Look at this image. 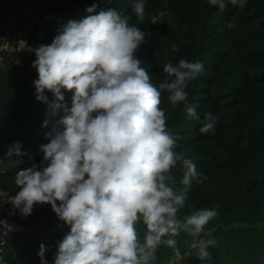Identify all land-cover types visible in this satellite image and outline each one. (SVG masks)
Segmentation results:
<instances>
[{
    "label": "clouds",
    "instance_id": "1",
    "mask_svg": "<svg viewBox=\"0 0 264 264\" xmlns=\"http://www.w3.org/2000/svg\"><path fill=\"white\" fill-rule=\"evenodd\" d=\"M228 2L239 8L247 4ZM208 3L220 12L227 6L225 0ZM97 7L61 24L50 44L29 49L36 57V98L47 105V116L59 119L46 134L49 142L40 146L42 162L16 173L19 191L7 197L9 215L18 211L27 217L34 206L51 205L70 227L58 242L54 264H154L161 245L182 260L176 240L181 232L197 237L192 245L197 257L210 261L208 249L217 241L206 238L205 227L219 213L202 208L179 218L193 181L203 184L207 177L176 151L182 137L169 129L161 107L166 91L172 107L184 104L187 115L200 120L186 89L204 65L186 59L165 63V79L153 83L136 56L146 33L116 8L97 12ZM132 11L143 21L145 0H135ZM226 27L234 28L235 21ZM46 92L53 94L52 101ZM64 92L72 93L71 107ZM200 122L199 132L208 134L218 116L205 112ZM49 123L45 119L43 126ZM25 154L19 142L7 151L8 157ZM174 171H182L179 181ZM138 225L144 226L143 235ZM0 229L7 234L12 226L0 219ZM46 250L41 244L42 264H48Z\"/></svg>",
    "mask_w": 264,
    "mask_h": 264
},
{
    "label": "trees",
    "instance_id": "2",
    "mask_svg": "<svg viewBox=\"0 0 264 264\" xmlns=\"http://www.w3.org/2000/svg\"><path fill=\"white\" fill-rule=\"evenodd\" d=\"M21 1L0 0L1 19L4 21ZM99 1L58 0L53 10L88 8L99 5ZM134 2L112 0L105 10L116 8L146 33L136 56L153 83L158 85L165 79V63L186 59L204 65V71L186 89L188 104L196 109L200 120L189 117L184 104L172 107L166 91L161 107L169 129L182 137L176 151L192 159L197 171L207 177L203 184L193 181L179 218L197 209H216L219 215L205 227V234L217 243L208 249L210 261L197 257L198 249L192 247L197 237L181 232L176 237L177 247L182 257L189 255L187 264H264V0H247L244 8L225 0L224 12L208 0H145L143 21H138L132 11ZM232 21L235 27L227 28ZM36 31L31 48L38 43L50 44L57 28L36 27ZM173 44L177 45L175 52L171 50ZM17 55L23 66L0 73V108L10 122L0 131L14 130L34 153L19 169L0 172V192L12 196L19 191L16 173L42 162L40 146L49 142L46 134L59 119L47 116V105L36 98L34 53L27 50ZM45 94L49 101L54 99L51 92ZM64 95V102L71 107L72 93ZM205 112L218 116V122L213 132L201 134ZM45 119L50 120L47 127L43 126ZM174 174L179 181L183 173ZM31 217L16 220L22 227H32L31 232L2 236L0 229V264H42L38 256L41 244L47 249L44 260L54 264L58 242L70 227L59 219L38 223L37 217ZM137 227L143 235L144 226ZM171 263L178 264L173 249L161 245L154 264Z\"/></svg>",
    "mask_w": 264,
    "mask_h": 264
},
{
    "label": "rangeland",
    "instance_id": "3",
    "mask_svg": "<svg viewBox=\"0 0 264 264\" xmlns=\"http://www.w3.org/2000/svg\"><path fill=\"white\" fill-rule=\"evenodd\" d=\"M22 0L17 4V6L14 8V10L10 13H7L5 20L2 21V23L8 25V26H15L17 25L21 29L24 30V32L28 35L29 41L32 42L33 38L37 31L36 28H34L33 25L30 23H27V17L23 13V7H22ZM58 0H30L31 7L39 12L48 13L49 11H55L54 6L55 3ZM86 8V7H83ZM83 8H74L72 11H75L76 9H83ZM1 17V16H0ZM52 42V40H51ZM33 44L31 43V46ZM40 45H43L42 43H38L36 45V48ZM23 66L22 59L17 55V53H0V73H4L6 71H15L17 69H20ZM37 71V70H36ZM6 114L3 113L2 109L0 108V128L2 125H8L10 122L7 121L5 118ZM19 142L21 144V150L23 153H26L22 156H15L12 157L7 156V151L9 146H12ZM25 140L20 138L14 130L8 129L4 132L0 131V172H8L12 170L19 169V167L22 165V163L25 161L26 157L33 155L32 147H28L24 145ZM23 144V145H22ZM16 161H19V163H15ZM10 194L0 192V219L6 220L9 225L16 224L17 219L20 218H32L31 216L37 217L39 222H42V220L46 221H55L58 219L56 214L53 212L51 205L49 204H43V205H36L33 208L32 214L24 217L21 216L20 213L17 211L14 215H9L10 210L12 209V205L6 203L7 197ZM3 215H9L8 217ZM20 226V225H19ZM13 229V228H12ZM2 236L5 235L4 230L1 229ZM8 233H11L8 231ZM3 239V238H1ZM192 243V242H191ZM189 258V255H186L183 257L182 260H175V263L178 264H187V259ZM173 263V262H172ZM171 263V264H172Z\"/></svg>",
    "mask_w": 264,
    "mask_h": 264
},
{
    "label": "built area",
    "instance_id": "4",
    "mask_svg": "<svg viewBox=\"0 0 264 264\" xmlns=\"http://www.w3.org/2000/svg\"><path fill=\"white\" fill-rule=\"evenodd\" d=\"M112 0H100L97 7V12L106 8V6ZM23 13L27 17V23L36 27H53L59 28L61 24L67 23L69 20H79L83 18L87 13L86 8L72 10H59L49 11L43 13L34 10L31 7L30 0H24L22 2ZM31 48V42L29 41L28 35L23 29L17 25L11 27L1 21L0 17V53H20L27 51ZM5 233V232H4Z\"/></svg>",
    "mask_w": 264,
    "mask_h": 264
},
{
    "label": "water",
    "instance_id": "5",
    "mask_svg": "<svg viewBox=\"0 0 264 264\" xmlns=\"http://www.w3.org/2000/svg\"><path fill=\"white\" fill-rule=\"evenodd\" d=\"M15 227H16V231L15 232H31L33 230L32 227H22V226H19V225H16V224H13Z\"/></svg>",
    "mask_w": 264,
    "mask_h": 264
},
{
    "label": "bare ground",
    "instance_id": "6",
    "mask_svg": "<svg viewBox=\"0 0 264 264\" xmlns=\"http://www.w3.org/2000/svg\"><path fill=\"white\" fill-rule=\"evenodd\" d=\"M11 226H12L13 229L10 232H15L16 231V227L13 224Z\"/></svg>",
    "mask_w": 264,
    "mask_h": 264
}]
</instances>
